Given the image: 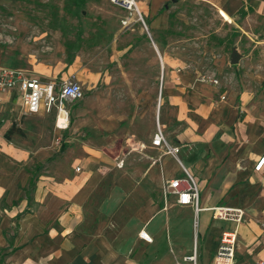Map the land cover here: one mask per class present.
<instances>
[{"label": "crops", "instance_id": "crops-1", "mask_svg": "<svg viewBox=\"0 0 264 264\" xmlns=\"http://www.w3.org/2000/svg\"><path fill=\"white\" fill-rule=\"evenodd\" d=\"M161 1L144 11L153 44L121 45L115 76L100 66L103 46L92 54L89 45V56L75 50L74 76L90 102L67 110L73 133L69 124L57 128L58 113L29 114L18 91L0 94V264H176L195 244L198 264H214L222 234L236 227L214 218L211 209L221 206L245 211L234 264H264V167L255 170L264 155V99L190 84L168 62L156 106ZM210 1L229 21L247 3L255 33L264 34V0ZM117 96L128 98L117 104ZM157 122L178 155L152 146ZM186 172L199 189L198 213L167 187L181 180L186 189Z\"/></svg>", "mask_w": 264, "mask_h": 264}, {"label": "rangeland", "instance_id": "rangeland-1", "mask_svg": "<svg viewBox=\"0 0 264 264\" xmlns=\"http://www.w3.org/2000/svg\"><path fill=\"white\" fill-rule=\"evenodd\" d=\"M135 1L139 11L130 13L110 0H0V69H21L56 85L77 81L75 50L85 47L83 54L89 56L92 44V54L98 51V45L103 46L99 51L105 58L100 66L106 75L115 76L121 70L114 58L121 45L153 42V19L144 13L149 0ZM160 5L157 17L163 20L154 34L163 47L162 76L161 84L156 81V95L151 97L158 100L156 106L161 105L170 65L190 84L240 88L242 92L249 91L253 99H264V34L255 33L260 30L258 18L249 15L247 3L236 9V16H229L230 21L219 14L223 9L210 0H163ZM163 51L168 53V59ZM234 52L240 56L236 65L232 64ZM203 77L211 81L204 82ZM83 91L82 100L64 103L67 110L89 104L90 96L84 87ZM114 98L117 104H123L128 97ZM109 99L103 97L102 103L113 104ZM56 113L55 108L48 113L50 119ZM242 113H246L244 108ZM69 121L67 134L73 133L72 112Z\"/></svg>", "mask_w": 264, "mask_h": 264}, {"label": "built area", "instance_id": "built-area-1", "mask_svg": "<svg viewBox=\"0 0 264 264\" xmlns=\"http://www.w3.org/2000/svg\"><path fill=\"white\" fill-rule=\"evenodd\" d=\"M112 4L126 10L127 12L139 11L135 0H110ZM204 82L211 79L203 77ZM18 91L21 95L22 103L29 114H39L42 110L51 112L54 108L58 114L67 116L68 123L59 125L60 130L67 129L69 124V112L64 106L66 102L80 101L84 97L82 85L73 80L65 81L60 85L55 83H45L40 79L31 78L27 71L17 68L0 69V94L10 91ZM152 146L164 150L165 154L178 155L179 147L170 145L164 131L160 126L152 139ZM121 166V163L119 164ZM264 167V155L258 161L255 170L261 171ZM79 170V169H78ZM186 189L181 190V180H174L167 183V187L174 189L177 194V203L182 206H192L195 212L201 211L199 207V189L194 178L188 173ZM215 219L231 222L236 225L235 229L227 230L222 234L219 247L216 253L214 264H234L236 250L238 246V227L244 222L245 211L240 208L215 207L211 209ZM197 226V223L195 224ZM140 238L147 243H152V237L146 232L141 231ZM176 264H198L197 245L195 244L193 253L183 257Z\"/></svg>", "mask_w": 264, "mask_h": 264}, {"label": "bare ground", "instance_id": "bare-ground-1", "mask_svg": "<svg viewBox=\"0 0 264 264\" xmlns=\"http://www.w3.org/2000/svg\"><path fill=\"white\" fill-rule=\"evenodd\" d=\"M67 123H68L67 116L61 114V115L58 117V124H59V125H64V124H67Z\"/></svg>", "mask_w": 264, "mask_h": 264}, {"label": "water", "instance_id": "water-1", "mask_svg": "<svg viewBox=\"0 0 264 264\" xmlns=\"http://www.w3.org/2000/svg\"><path fill=\"white\" fill-rule=\"evenodd\" d=\"M239 59H240V56H239V54H238V53H236V52H234V54H233V57H232V64H233V65H236V64H238V62H239Z\"/></svg>", "mask_w": 264, "mask_h": 264}, {"label": "trees", "instance_id": "trees-1", "mask_svg": "<svg viewBox=\"0 0 264 264\" xmlns=\"http://www.w3.org/2000/svg\"><path fill=\"white\" fill-rule=\"evenodd\" d=\"M15 129H12L11 131H9V133L6 134L7 138L9 137L10 134H12L14 132Z\"/></svg>", "mask_w": 264, "mask_h": 264}]
</instances>
